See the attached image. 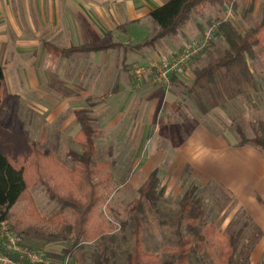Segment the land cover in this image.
<instances>
[{
    "label": "rangeland",
    "instance_id": "rangeland-1",
    "mask_svg": "<svg viewBox=\"0 0 264 264\" xmlns=\"http://www.w3.org/2000/svg\"><path fill=\"white\" fill-rule=\"evenodd\" d=\"M146 1L153 3L154 0ZM165 1L162 0V3ZM223 1L221 5L207 4L194 8L176 36H166L156 41V45H152L156 50L161 49L160 54L157 50L159 56L153 61L156 63L162 58L171 59L186 45L200 40L204 33L210 30L208 44L190 57L183 77L174 87L172 85L177 95L176 101L170 106L163 104L162 108H156L155 112L158 113L155 115L153 130L146 141L143 136H133L136 124L126 126L123 136L119 135L123 124L110 133L103 134L99 129L100 117L92 111V125L95 128L93 164L99 165V171L111 176L108 183L100 187L105 202L97 206L101 215L98 219L109 227V234L118 235V240L85 242L82 237H78L74 228V214L68 208L66 221L69 226L64 222L56 229L37 223L35 217H49L61 207L57 197H52V194L57 193L51 191L55 188L57 179L52 176L31 184L24 198L10 209L8 220L0 224V247L16 255H35L46 264H93L96 252L106 253L108 264H127L126 255L132 251L134 242V224L131 222L125 231L120 229V225L121 222L130 220L131 208L139 198L137 190L144 180H139L135 185L131 184L130 180L132 177L134 179L132 173L147 156V151L172 150V147L179 144L182 132L188 133L198 124L213 135H221L236 143L242 136L254 138L264 134L263 49L255 48L253 55L247 57L246 71L230 65L227 70H219L216 73L214 82L202 80L193 84L195 71L213 59L223 56L227 48L225 40L215 34L219 22L228 20L244 33L260 19L264 5V0ZM141 22L145 26L142 31L144 37L151 38L158 26L149 17L142 18ZM119 31L115 33L118 34ZM131 31L134 35V31ZM137 68L139 67H134L131 74L139 79L134 72ZM151 76V82L154 83L153 70ZM46 81H49L47 85L43 83L40 89L44 90L50 86L51 79ZM4 83V91L0 92V129L45 150L52 160L63 167L74 168L72 153L80 152V146L74 137L75 128L71 124L62 134H58L56 127L46 124V116L53 108L50 96L40 99L36 91L19 88L18 79L13 77L11 71L8 72L7 84L5 80ZM168 86L169 84L163 88ZM62 97L63 95L58 98ZM155 98L159 106L161 98L159 95ZM97 101V96H92L87 106L92 107ZM40 106H45L48 110L40 114ZM66 117L67 114L63 113L59 120ZM0 144L3 149H8L2 141ZM170 162L169 159L161 160L160 164L159 180L160 185L164 187V198L159 201L157 207L147 204L144 213L138 217L141 247L151 256L146 260V264H178L173 258L179 250L177 231L185 238L188 236L185 221L187 217L179 220L178 201L192 186L195 187L196 197L202 201L203 214L200 220L204 222L201 228L204 239L199 247L193 248L184 264H225L223 258L229 243L227 236L238 231L241 236L235 264H242L245 254H250L252 244L258 240V229L243 210L231 214L236 202L227 192L219 189L216 183L201 182L192 167H186L181 172L179 166H174L168 174ZM93 181H96L95 177ZM61 192L63 193L62 189L58 191ZM30 201L32 206L28 204ZM76 241L78 243H75ZM249 257L246 264H250ZM256 264H264V254Z\"/></svg>",
    "mask_w": 264,
    "mask_h": 264
},
{
    "label": "crops",
    "instance_id": "crops-1",
    "mask_svg": "<svg viewBox=\"0 0 264 264\" xmlns=\"http://www.w3.org/2000/svg\"><path fill=\"white\" fill-rule=\"evenodd\" d=\"M162 4V0H0L4 80L7 84L11 71L19 88L36 91L40 99L50 96L53 108L45 122L56 127L58 134L72 124L76 140L79 124L75 112L85 109L92 123V111L99 115L103 134L123 124L118 132L123 136L126 126L136 124L133 136H143L146 141L153 130L156 108L176 101L172 85L183 77L172 74L169 86L163 88L151 82L148 71L139 79L131 74L134 67L149 66L161 53L153 48L155 42L136 45L148 39L141 19ZM48 78L50 86L40 89ZM92 96L98 101L89 107ZM47 110L40 106V114ZM63 113L67 117L59 120ZM171 149H149L130 183L145 180L155 169L159 175L161 160H171L168 174L174 166L181 172L192 167L201 182L216 183L235 200L232 215L243 210L258 229V240L249 254L250 264L258 263L264 254V152L215 136L201 124L182 132L179 144Z\"/></svg>",
    "mask_w": 264,
    "mask_h": 264
},
{
    "label": "trees",
    "instance_id": "trees-1",
    "mask_svg": "<svg viewBox=\"0 0 264 264\" xmlns=\"http://www.w3.org/2000/svg\"><path fill=\"white\" fill-rule=\"evenodd\" d=\"M223 3V0H166L149 12V17L158 26L156 33L144 43L136 46L152 44L166 36H176L194 8ZM215 34L223 38L227 44L224 55L213 59L206 66L195 71L193 84L200 83L202 80L214 82L216 73L219 70H227L230 65H235L241 71L247 70V57L253 55L255 48L264 50V5L260 19L244 33L240 32L230 21L222 20ZM89 49L94 50L95 48ZM4 88V73L0 66V92L4 91ZM1 103L0 94V106ZM75 114L79 124L76 140L80 146V152L72 153V161L75 163L72 169H67L52 160L47 152L38 146L30 145L22 141L19 136L0 129V142L2 141L8 147V149H3L0 144V224L8 220L10 209L24 198L31 184L53 176L57 179L54 183L56 186L51 191L57 193L52 194V197H57L61 207L49 217H35L36 222L56 229H59L64 222L69 226L66 221V209L68 208L74 214V228L78 232V237H82L85 242H116L118 235L109 234V227L99 221L98 217L101 215L97 211V206L105 202L100 187L108 183L111 176L108 173H102L97 169L99 165L93 164L95 131L88 111L80 109ZM237 145H253L264 152V134L254 138L242 136ZM61 189L63 193H58ZM137 191L139 198L131 208L130 220H125L120 225V229L125 231L131 222L134 224L132 231L134 242L132 251L126 255L127 264H146V260L151 257L141 247L138 217L144 213L147 204L157 207L159 201L165 196L164 187L160 185L156 169L148 175ZM195 191V187L192 186L178 201L179 220L184 216L187 217L185 221L189 236L185 238L177 231L179 250L173 258L178 264H184L193 248L199 247L204 239L201 230L204 222L200 220L203 214L202 201L196 197ZM28 204L33 205L31 201ZM240 236L239 231L227 236L229 243L225 248L223 258L225 264L236 263ZM0 249L17 264H31L28 260L10 253L3 247ZM248 256L249 254L246 253L242 264L247 263ZM108 261L106 253L96 252L93 257V264H108Z\"/></svg>",
    "mask_w": 264,
    "mask_h": 264
},
{
    "label": "built area",
    "instance_id": "built-area-1",
    "mask_svg": "<svg viewBox=\"0 0 264 264\" xmlns=\"http://www.w3.org/2000/svg\"><path fill=\"white\" fill-rule=\"evenodd\" d=\"M210 30L206 31L203 37L198 41L191 42L190 45H186V47L179 52L177 55L172 57L171 59L162 58L156 63H151L147 67L137 68L135 69L136 76L140 77L146 71L151 72L153 70V82L157 84V86H166L170 83V76L172 74H184L185 67L187 66L188 60L190 57L197 54L201 49H203L209 40ZM4 223V222H3ZM1 223V224H3ZM20 258L28 260L30 263H43L37 256L28 254L27 256H23L22 254L18 255ZM0 264H17L14 262L8 255L4 254L0 251Z\"/></svg>",
    "mask_w": 264,
    "mask_h": 264
}]
</instances>
